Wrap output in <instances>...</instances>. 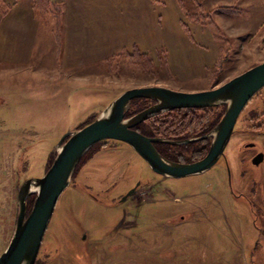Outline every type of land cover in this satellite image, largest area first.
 Segmentation results:
<instances>
[{
  "label": "rangeland",
  "instance_id": "374dc122",
  "mask_svg": "<svg viewBox=\"0 0 264 264\" xmlns=\"http://www.w3.org/2000/svg\"><path fill=\"white\" fill-rule=\"evenodd\" d=\"M142 1L148 7L131 12L121 1L68 6L82 18L65 13L60 49L52 18L39 19L29 0L0 1V167L3 147L12 145L19 152L15 186L42 177L60 138L93 121L124 91H206L264 60L262 0ZM223 7L236 10L218 12ZM126 11L129 17L113 16ZM138 27L144 36L132 32ZM77 38L78 52H67ZM133 45L152 60L150 74L121 54ZM225 50L229 57L214 78ZM251 114L264 125V88L238 118L224 156L204 173L179 179L160 178L127 144L94 145L60 195L34 264H264V159L257 167L250 162L257 152L264 156V131L243 133ZM251 143L255 149L247 148ZM8 237L1 228L0 255Z\"/></svg>",
  "mask_w": 264,
  "mask_h": 264
},
{
  "label": "water",
  "instance_id": "95a60500",
  "mask_svg": "<svg viewBox=\"0 0 264 264\" xmlns=\"http://www.w3.org/2000/svg\"><path fill=\"white\" fill-rule=\"evenodd\" d=\"M264 88V60L206 91L178 92L164 87H140L124 91L107 105L90 123L64 134L55 146V155L40 178L25 180L17 189L15 226L0 264H34L41 242L63 191L70 185L77 165L97 143L114 140L127 144L154 173L172 179L199 175L212 168L221 157L234 132L238 118L249 101ZM135 99H149L155 105L125 118ZM224 106L220 120L205 136L210 138L207 153L193 163H176L163 158L155 144L180 145L195 140L170 141L147 137L134 128L159 112L175 109H201ZM250 146V145H249ZM263 154L255 155L251 164L258 166ZM137 186V185H136ZM131 189L127 196L134 192ZM34 196L31 210L26 199Z\"/></svg>",
  "mask_w": 264,
  "mask_h": 264
},
{
  "label": "flooded vegetation",
  "instance_id": "af4514ba",
  "mask_svg": "<svg viewBox=\"0 0 264 264\" xmlns=\"http://www.w3.org/2000/svg\"><path fill=\"white\" fill-rule=\"evenodd\" d=\"M155 103H156L155 101L149 100V99L132 100L130 103L131 109L129 108L126 114H128L130 111H132L133 113L127 116L125 114V118H129L149 107H152L153 105H155ZM209 109L210 108L175 109L172 111L156 113L151 118L147 119L148 121H151V125H155L156 124L155 120H158L159 129L162 130L161 133L168 136V137L166 136L161 139H166L170 141H185V140H190V139L191 140L196 139V141L194 142L180 144V145L155 144L154 148L156 149V151L166 160L171 161V162H176V163H193L203 158L209 149L208 145H210L211 139L206 138V139L198 140V138H201L207 135L214 127V126L208 127V125L211 124V118H209L210 116ZM198 122H200L199 127H198ZM139 126L140 124L134 128L138 132H139L138 130ZM150 138H157V137H150ZM247 148L255 149L254 144L252 143L250 144V146L248 145ZM257 153H261V152H257ZM257 153L255 155H257ZM2 156H3L2 160H3L4 167H0V229L2 228L4 233L5 232H7V234L9 233V237H11L14 226H15L16 215L18 211L16 191L23 182H21V180L18 181V184L16 186H15L16 183H14L16 180H18V178L16 177V171H17V164L19 161V152H17L16 149H13V146L11 145L10 148L3 147ZM263 159H264V156H263ZM49 166H47V168ZM156 175L160 176V178H163L164 180L172 179L170 177H164L159 174H156ZM11 185L13 186V189L11 188ZM136 185L138 186L139 183H137ZM14 189L16 190L15 191L16 194H15V198L13 199ZM135 191L136 189L134 190L132 194H134ZM129 196H127L126 194L120 199V202H124L126 198ZM31 197L33 196H30L29 198ZM27 200L28 198L26 199V210L28 206ZM14 210H16V213L14 212ZM30 210L31 208L29 209V211ZM133 226H131L130 228H132ZM259 230L260 229H258V231ZM9 237H8L7 245L10 240ZM84 240H85V236H81V241L83 242ZM253 248H254L253 249V252H254L256 247H253ZM249 256L251 257V254Z\"/></svg>",
  "mask_w": 264,
  "mask_h": 264
},
{
  "label": "trees",
  "instance_id": "16d2710c",
  "mask_svg": "<svg viewBox=\"0 0 264 264\" xmlns=\"http://www.w3.org/2000/svg\"><path fill=\"white\" fill-rule=\"evenodd\" d=\"M150 1H152L153 3L156 2L155 0H150ZM262 4L264 5V0H262ZM31 8H32L33 12L39 17V19L41 18L42 20H45V21L48 20L49 18L53 19L51 33H52V36L55 40V44H56L57 48L60 49V47H61V30H62V23H61L62 7H61V5L59 3L52 1V0H31ZM233 10H236V9L234 7H231V8L223 7V8L218 9V12H220L222 14H228V13H231ZM184 16H185L184 17L185 20L186 19L192 20V18H193L189 14H185ZM209 16L204 15V17H203L205 21L209 22L208 26H210L218 35L222 34L220 29L217 27L216 24H214L213 20ZM178 22L180 24V27H182V31L184 32V29H185L184 27H186V24L183 23V19H182V21L180 19ZM225 42L228 43L227 40H225ZM123 51H124V53H121V54L125 55L126 58L129 59V63L133 67H135L136 69L141 70V71H146V72H148V74H150V68L152 65V60L148 57L147 53H145L143 50H140L135 45H133L131 47V51L127 52L126 50H122V52ZM228 55H229V51L225 50L224 56L222 54L218 58L217 63H216V65H217L216 70L213 73L214 78L219 75V71L221 70V64H223V62L228 59V57H229ZM215 81L217 82L218 80L216 79ZM209 110H210V114H211V116H210L211 124L208 125V127L209 126H215V124L219 121V119L221 118V116L223 114V108L222 107H215V108H210ZM132 113H130V114H132ZM242 113H241V115H242ZM127 115H129V114H126V116ZM256 119L257 118L255 117V114H251L250 116L248 115V117L245 119V121L249 120V123L252 122V124L248 125L247 128H245V130L243 131V133H248V134L253 135L256 133H260L261 130L264 131V125H262L261 122H254ZM155 123H156L155 125H151V123L147 126H145L144 124L142 126L140 125L138 130L141 134L149 136V137H157V138L166 137L167 135L161 133L162 130L159 129L158 120H155ZM199 125H200V122H198V127H199ZM198 131H199V129H198ZM51 160H52V158H51ZM51 160H50V163H51Z\"/></svg>",
  "mask_w": 264,
  "mask_h": 264
},
{
  "label": "crops",
  "instance_id": "0c3cea01",
  "mask_svg": "<svg viewBox=\"0 0 264 264\" xmlns=\"http://www.w3.org/2000/svg\"><path fill=\"white\" fill-rule=\"evenodd\" d=\"M1 1V0H0ZM52 1H54V2H56V3H59L60 5H61V7H62V14H61V22H63V23H66V21L65 20H67V18H64V17H68V16H66V14L65 13H68L69 15H70V17H75V18H77V21H79V20H81V18H82V13H81V11H79V12H69V11H66L65 10V8H67L68 6L69 7H71L72 5H75V6H77V7H79V8H81L82 9V7L81 6H83V4H84V2H85V0H52ZM95 1V3H97L98 5H101L103 2H106V1H108V0H102L103 2H99L98 0H94ZM111 1H121V2H125V5L126 4H128V6H123V7H125V8H127V9H129L130 10V12L134 9V8H136V6H140V8H145V7H148V4H147V2L146 3H144L142 0H110V2ZM134 1H136L137 3H134ZM82 2V3H81ZM29 5L31 6V0H29ZM145 5V6H144ZM138 9V8H137ZM81 13V14H80ZM124 15H119L118 14V12H114V17L117 19L118 17H120V16H126V17H129V14H128V12L126 11V13L125 12H122ZM131 14V13H130ZM5 20V17H1V15H0V20ZM2 20V21H3ZM62 20H64V21H62ZM136 20V19H135ZM3 27H5V25L3 24ZM63 28V27H62ZM3 29V33L5 34L6 32H4V29L5 28H2ZM138 30H133L132 32H137V33H141V35L142 36H144V30H143V28H140V27H138L137 28ZM62 31V30H61ZM146 31H148V29L146 30ZM11 32V31H10ZM149 32V31H148ZM140 34H138V36H139ZM141 38H143V37H141ZM61 40L62 41H65V36L63 35L62 36V33H61ZM78 41H80V39L79 38H77V40L73 43V44H70L69 45V47L67 48V52H69V53H71L72 52V50L74 49V50H76L75 49V46L78 44ZM123 43V42H122ZM124 46H126V45H124L123 44V46H121V45H119L115 50H113V52L111 53L113 56H115V55H117V52H118V49L120 48V47H124ZM140 45H137V47L140 49V50H142V48L141 47H139ZM132 47V46H131ZM71 52H70V51ZM123 50H126V49H123ZM77 52H78V50H76ZM77 52H76V54H77ZM110 53V52H109ZM75 54V55H76ZM109 54H106V55H104L103 56V58L104 57H107ZM113 56H111V57H113ZM251 259V258H250ZM252 261L250 260V263H251Z\"/></svg>",
  "mask_w": 264,
  "mask_h": 264
}]
</instances>
